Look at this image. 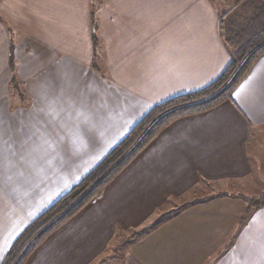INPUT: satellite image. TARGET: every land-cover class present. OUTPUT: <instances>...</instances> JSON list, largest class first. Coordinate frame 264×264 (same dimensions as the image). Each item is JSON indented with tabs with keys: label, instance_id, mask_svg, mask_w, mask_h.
Returning <instances> with one entry per match:
<instances>
[{
	"label": "crops",
	"instance_id": "crops-1",
	"mask_svg": "<svg viewBox=\"0 0 264 264\" xmlns=\"http://www.w3.org/2000/svg\"><path fill=\"white\" fill-rule=\"evenodd\" d=\"M234 2L0 0V264L154 105L222 74L219 17ZM263 135L264 54L231 99L162 129L25 264H264V206L246 217Z\"/></svg>",
	"mask_w": 264,
	"mask_h": 264
},
{
	"label": "trees",
	"instance_id": "trees-1",
	"mask_svg": "<svg viewBox=\"0 0 264 264\" xmlns=\"http://www.w3.org/2000/svg\"><path fill=\"white\" fill-rule=\"evenodd\" d=\"M233 5L219 17L220 35L230 51V62L222 74L197 91L177 95L154 105L101 162L24 228L1 264H25L47 237L90 201L101 196L108 184L167 125L232 98L237 85L264 54V0H236ZM90 16L95 54L101 42L99 23L93 10ZM247 199L250 205L246 217L254 209L264 206V194Z\"/></svg>",
	"mask_w": 264,
	"mask_h": 264
},
{
	"label": "rangeland",
	"instance_id": "rangeland-1",
	"mask_svg": "<svg viewBox=\"0 0 264 264\" xmlns=\"http://www.w3.org/2000/svg\"><path fill=\"white\" fill-rule=\"evenodd\" d=\"M234 1L235 0H217V7L220 9V11L225 12L226 11V9H225L226 8L225 7L226 3H228V2H234ZM263 137H264V135H263ZM252 138H253L252 139V142H250V143H252V144L255 143L256 144V142H259V139L257 140V138H258V135L257 134H256V136H252ZM261 176H262V179H260L257 183L255 182L254 183V186H253V183H250L251 184V187H252V190L253 189L254 190L253 191L251 190L249 193H250V195H253L254 197L261 196V195L264 194V180H263L264 177H263V175H261ZM256 181H257V179H256ZM237 188H239V186Z\"/></svg>",
	"mask_w": 264,
	"mask_h": 264
},
{
	"label": "snow or ice",
	"instance_id": "snow-or-ice-1",
	"mask_svg": "<svg viewBox=\"0 0 264 264\" xmlns=\"http://www.w3.org/2000/svg\"><path fill=\"white\" fill-rule=\"evenodd\" d=\"M88 118H89V117H86V119H88ZM5 143H7V142L5 141ZM3 159H4L5 161H7L8 157H7V154H6V153L3 155Z\"/></svg>",
	"mask_w": 264,
	"mask_h": 264
}]
</instances>
